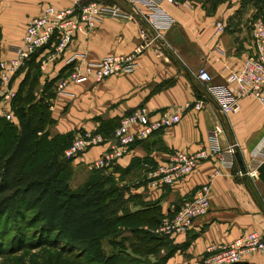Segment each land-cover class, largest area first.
<instances>
[{
    "label": "crops",
    "instance_id": "0c3cea01",
    "mask_svg": "<svg viewBox=\"0 0 264 264\" xmlns=\"http://www.w3.org/2000/svg\"><path fill=\"white\" fill-rule=\"evenodd\" d=\"M83 1L87 0H0V59L8 61L13 57V48L20 44L28 21L38 17L44 8L76 9ZM88 1L132 14L127 0ZM174 1L160 4L173 19L162 38L154 40L152 30L137 16L103 18L92 29L77 33L60 57L41 70L40 84L46 78H55L71 57L81 64L92 63L112 55H128L144 46L131 73L100 82L70 84L63 94L56 93L51 107L56 124L49 133L51 137L71 131L77 135L81 130L93 133L99 120H120L141 108L153 118L163 110L178 111L181 121L177 125L131 144L126 153L103 170L142 201L158 202L162 220L171 218L179 207L192 201L202 186L208 185V213L195 219L188 231L170 239L178 250L165 263L200 264L208 247L231 243L248 232L263 231L264 160L256 168L255 179L242 175L236 160L231 167L222 166L216 159L201 161L174 186H153L149 173L176 151L193 154L208 150L209 135L215 128L220 129L219 149L226 152L236 148L245 167L250 166L253 153L264 143V109L255 99L244 98L239 111L221 115L197 74L206 70L211 85L223 97L226 77L242 67L252 49L253 23L263 20H253L254 8H241L242 0H228L212 13L200 0ZM217 24L223 28L221 33L217 32ZM141 30L146 41L140 37ZM48 49L38 59L45 58ZM66 75L67 72L63 77ZM22 77L12 79L16 90ZM198 102L202 104L199 110L194 108ZM187 104L189 108H185ZM109 148V144L95 146L72 160V189L86 181L92 163ZM251 189L255 190L254 196ZM241 263L264 264V251L244 256Z\"/></svg>",
    "mask_w": 264,
    "mask_h": 264
},
{
    "label": "trees",
    "instance_id": "16d2710c",
    "mask_svg": "<svg viewBox=\"0 0 264 264\" xmlns=\"http://www.w3.org/2000/svg\"><path fill=\"white\" fill-rule=\"evenodd\" d=\"M200 1L212 13L228 0ZM241 3V8H254L253 20L264 22V0ZM48 48L39 49L13 77L23 75L11 103L16 123L0 117V136L7 128L5 121L18 129L0 145V234L16 235L19 251L40 247L56 251L46 264H165L178 247L156 233L162 221L158 202L132 195L105 170L92 169L81 186L70 187L73 159L63 153L76 132L51 137L49 129L56 124L51 114L55 83L73 64L41 85L38 57ZM99 122L93 134L106 139L120 120ZM251 193L256 194L254 189Z\"/></svg>",
    "mask_w": 264,
    "mask_h": 264
},
{
    "label": "built area",
    "instance_id": "2783aa9c",
    "mask_svg": "<svg viewBox=\"0 0 264 264\" xmlns=\"http://www.w3.org/2000/svg\"><path fill=\"white\" fill-rule=\"evenodd\" d=\"M131 5L132 14H125L113 7L90 2L76 9H56L48 6L42 13L28 21L20 44L13 48V57L6 61L0 59V116L7 121L16 123L11 103L16 95L12 79L16 72L39 49L50 45L47 56L42 58L40 69L57 60L64 50L73 42L75 35L85 29H92L103 18H128L139 17L154 33V40L162 38L172 24L173 19L160 7L162 2L174 4V0H127ZM135 14V15H133ZM223 30L217 24V32ZM140 37L146 41L147 37L141 30ZM53 39L55 40L53 42ZM252 49L242 67L231 72L225 79V88L222 89L223 97L211 85V76L206 70H200L197 79L204 86V91L210 97L219 113L227 116L240 109V101L244 98L255 99L264 109V24L254 22L251 29ZM144 46H141L128 55H112L97 62L81 64L76 57L67 61L73 64L72 69L65 77L59 78L55 83V92L63 94L64 89L70 84L82 83L88 80L96 82L110 77L131 73L137 65V57ZM47 50V49H46ZM186 105L185 108H189ZM195 109H201L200 102L195 103ZM181 121L178 111L163 110L156 118L151 117L145 108L138 109L120 119L118 127L110 138H103L99 134L85 132L77 135L71 144L64 150V158L74 159L85 153L90 148L109 144L110 148L92 163L93 169L103 170L114 164L118 158L126 153L128 147L144 141L153 133L173 127ZM220 129L215 128L210 132V147L193 154L176 151L170 154L165 161L156 164L149 173L150 184L157 187L174 186L188 177L201 161L216 159L222 166L231 167L235 160L233 148L226 152L219 149L217 135ZM253 160L246 168V175L250 179L256 178V168L264 160V143L253 153ZM210 209L209 186H202L193 197L192 201L177 209L171 218L162 220L156 233L169 237L188 231L195 219L208 213ZM264 251V228L262 232H248L231 243L210 246L200 264H236L244 256Z\"/></svg>",
    "mask_w": 264,
    "mask_h": 264
},
{
    "label": "rangeland",
    "instance_id": "374dc122",
    "mask_svg": "<svg viewBox=\"0 0 264 264\" xmlns=\"http://www.w3.org/2000/svg\"><path fill=\"white\" fill-rule=\"evenodd\" d=\"M5 123L7 124V128L3 130V133L0 136V145H2L1 144L2 141L7 140V137L14 136L18 132L16 125L13 126V124L11 125L6 121ZM76 136L77 135H75L73 139ZM70 186L74 187L75 183L72 181V183H70ZM2 233L0 234V264H46L48 259L50 258L49 254L57 253L56 251L49 250L47 247H40L33 250L24 248V249H20L19 251L17 250V246H18L17 243L19 241L18 237H16V235L13 236L12 233H7V235L3 236ZM104 249L107 252L109 251V248L105 242H104Z\"/></svg>",
    "mask_w": 264,
    "mask_h": 264
},
{
    "label": "water",
    "instance_id": "95a60500",
    "mask_svg": "<svg viewBox=\"0 0 264 264\" xmlns=\"http://www.w3.org/2000/svg\"><path fill=\"white\" fill-rule=\"evenodd\" d=\"M233 152H234V157H235L236 163L238 165V168H239L241 174L242 175L246 174V167H245V164L243 162V159H242L239 151L236 148H233Z\"/></svg>",
    "mask_w": 264,
    "mask_h": 264
}]
</instances>
